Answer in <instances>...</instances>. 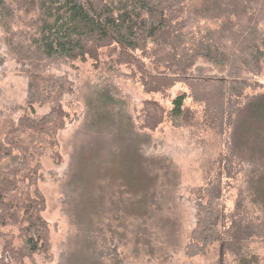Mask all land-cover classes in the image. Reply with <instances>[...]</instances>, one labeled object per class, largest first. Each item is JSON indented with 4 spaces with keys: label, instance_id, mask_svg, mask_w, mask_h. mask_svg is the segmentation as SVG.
<instances>
[{
    "label": "trees",
    "instance_id": "1",
    "mask_svg": "<svg viewBox=\"0 0 264 264\" xmlns=\"http://www.w3.org/2000/svg\"><path fill=\"white\" fill-rule=\"evenodd\" d=\"M186 1L0 0V25L9 51L17 60L28 62L33 72L52 60H100L108 53L116 55L117 63L136 66L146 92L165 91L176 82H184L189 92L173 98L167 115L176 125L182 120L190 124L193 115L185 108L184 100L193 97L204 104V114L213 116L212 125L215 121L219 132L226 135L228 148L250 165V202L264 218V26L260 25L264 3L207 0V5H214L225 18L219 28L195 37L191 29L195 16L186 11ZM55 83L40 90L32 85L29 106L36 101L47 102L56 87L54 95H60L64 83L54 87ZM258 87L262 90L257 93H244L247 88ZM43 89L45 96H41ZM91 105L88 102V110H94ZM95 106L97 116L95 111L90 112L89 120L93 121L89 128L112 131L116 144L108 157L83 155L77 165L79 174L89 178L104 165L109 166L107 169L111 174L117 171L124 180V190L129 191L128 211L146 215L157 206L159 182L170 184L176 177L167 158L146 154L152 141L145 140L143 137L149 134L141 132L145 127H158L164 121L165 110L154 101L146 102L144 122L136 128L118 100L106 92L100 93ZM67 118L68 112L54 101L47 114L23 115L17 127L0 141V227L16 224L20 210L26 222L21 229L23 245H5L12 258L49 251L48 225L41 216L44 200L37 189L34 195L30 193L31 185L39 178L38 165L32 166L30 159L38 152L37 143L54 144L55 134ZM8 157L12 160L3 167L1 163ZM198 190L207 200L197 205L198 218L185 253L203 254L216 242L223 258L232 253L237 264H262L258 254L242 250L251 229L235 219L226 225L220 185L210 183ZM87 215L82 218L86 220ZM252 232L263 234L264 225ZM99 260L91 264H100Z\"/></svg>",
    "mask_w": 264,
    "mask_h": 264
},
{
    "label": "rangeland",
    "instance_id": "2",
    "mask_svg": "<svg viewBox=\"0 0 264 264\" xmlns=\"http://www.w3.org/2000/svg\"><path fill=\"white\" fill-rule=\"evenodd\" d=\"M206 5L207 0L185 3L186 11H192L190 16H195L191 27L195 37L219 28L225 18L214 5ZM260 25L264 26V19ZM135 54L138 56L140 52ZM115 59V54L104 53L100 60L88 57L52 60L33 72L28 62L17 60L9 51L0 25V141L17 127L23 115L47 114L54 101H59L69 114L64 126L57 130L54 144L49 140L48 144L37 143L38 152L32 153L30 159L32 166L38 165L39 175L30 193L34 195L37 189L44 200L41 216L48 225L49 251L11 257L5 245L20 248L24 241L21 229L26 222L20 210L16 224L0 227V264H91L97 258L100 264H237L232 253L221 256L216 242L208 245L203 254L185 253V245L196 226L197 205L207 200L198 189L210 183L220 185L226 225L235 219L251 229L242 250L258 254L264 264V233L252 232L264 225V218L250 202L247 190L250 165L238 158V152L228 148L226 135L219 132L215 121L212 125L213 116L205 115L204 104L193 97L184 100L185 108L193 115L192 123L184 124L182 120L176 125L170 120L167 113L173 98L183 91L189 92L184 82H176L165 91L146 92L136 66L117 63ZM261 78L264 79V58ZM55 79L61 80L51 82ZM61 82L64 83L61 94L54 95L56 85ZM50 83H55L56 88L49 92L47 102L36 101L30 107L31 86L40 90L49 88ZM261 90L247 88L244 93ZM42 92L41 96H45L44 89ZM102 92L118 100L136 128L144 122L146 102L154 101L165 110L164 121L158 127H145L141 132L148 133L150 136L143 138L152 141L146 154L167 158L176 177L170 184L159 182L157 206L146 215L128 211L129 191L124 190V180L117 171L111 174L109 166L104 165L86 178L77 169L83 155L108 157L116 144L112 131L89 128L93 121L89 120L90 112L96 113L95 104ZM90 101L94 110H88ZM11 157L1 165L5 167Z\"/></svg>",
    "mask_w": 264,
    "mask_h": 264
}]
</instances>
